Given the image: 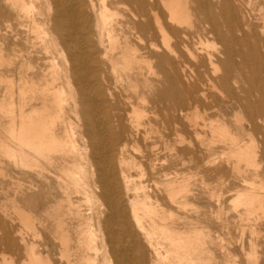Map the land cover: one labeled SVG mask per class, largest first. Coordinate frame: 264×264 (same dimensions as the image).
Masks as SVG:
<instances>
[{
    "label": "bare ground",
    "instance_id": "6f19581e",
    "mask_svg": "<svg viewBox=\"0 0 264 264\" xmlns=\"http://www.w3.org/2000/svg\"><path fill=\"white\" fill-rule=\"evenodd\" d=\"M0 264H264V0H0Z\"/></svg>",
    "mask_w": 264,
    "mask_h": 264
},
{
    "label": "rangeland",
    "instance_id": "374dc122",
    "mask_svg": "<svg viewBox=\"0 0 264 264\" xmlns=\"http://www.w3.org/2000/svg\"><path fill=\"white\" fill-rule=\"evenodd\" d=\"M120 10H121L122 12H127V9L124 8V6H120ZM207 183L209 184V189L212 188V187L214 186V184H215V182L213 181V179H211L210 177H208V179H207ZM209 189H208V190H209ZM199 206L202 207V204L199 203ZM213 207H214V206H213ZM230 219H231V218H230Z\"/></svg>",
    "mask_w": 264,
    "mask_h": 264
}]
</instances>
